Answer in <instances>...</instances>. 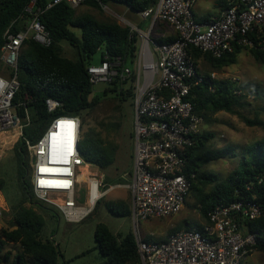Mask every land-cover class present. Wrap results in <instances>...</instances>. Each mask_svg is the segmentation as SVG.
I'll list each match as a JSON object with an SVG mask.
<instances>
[{"label":"built area","instance_id":"built-area-1","mask_svg":"<svg viewBox=\"0 0 264 264\" xmlns=\"http://www.w3.org/2000/svg\"><path fill=\"white\" fill-rule=\"evenodd\" d=\"M87 0H32L25 8L27 21L13 33L8 29L0 49L4 74L0 75V134L19 131L31 156V182L35 197L54 206L69 222L82 221L109 191L125 188L130 192L131 219L136 227L135 241L142 264H242L251 255L255 234L247 230L245 220L261 217L264 208L254 199L216 206L208 214L203 229H186L169 235L165 241H146L139 234L141 222L165 219L180 213L189 197L195 173L187 174L191 148L197 144L203 118L195 112L189 96L195 84L206 79L199 65L188 53L193 46L214 58L232 52L234 46L257 49L264 45V0H230L218 17L198 22L194 6L198 0H159L139 12L146 29L123 20L131 33L139 35L135 62L106 55L87 71L90 83L108 85L118 80L134 87V153L130 183L111 185L107 190L103 178L96 176L89 188L91 203H78L80 172L92 165L79 151L82 120L78 116L57 115L43 135L33 141L23 137L31 125V116L16 111L14 98L20 88L19 57L23 44L32 39L42 47L52 45V37L41 22L42 15L60 4L76 9ZM104 11L108 5L100 2ZM158 23L170 25L177 33L171 42L152 37ZM256 36L259 40L253 39ZM215 80L216 74L210 73ZM48 113L56 115L61 101L48 98ZM251 188H247L250 190ZM58 200L59 202H56ZM83 210V211H82Z\"/></svg>","mask_w":264,"mask_h":264},{"label":"trees","instance_id":"trees-1","mask_svg":"<svg viewBox=\"0 0 264 264\" xmlns=\"http://www.w3.org/2000/svg\"><path fill=\"white\" fill-rule=\"evenodd\" d=\"M31 1L0 0V49L4 43V34L8 29L16 33L23 28L28 20L25 8ZM158 1L87 0L84 5L89 9L97 10L98 16L89 12L78 14L76 9L65 3L55 6L42 15L41 22L52 37V45L45 48L30 38L23 44L19 57L20 88L14 98V104L21 117L25 116V108H28L31 116V125L24 129L23 137L37 141L49 127L52 118L57 115L78 116L82 119V124H86L87 114L101 104V98L95 94L87 71L95 55L100 53L101 60L106 55H110L121 57L130 65L135 62L140 44L139 35L131 33L128 26H123L112 17L104 15L100 2L108 6H124L132 15H137ZM39 2L41 4L43 0ZM229 6L230 0H224L223 7ZM138 25L140 28L146 26L144 23ZM177 36L175 32L174 37L162 39L159 42H171L176 40ZM252 37L259 40L256 36ZM260 39H264V33ZM61 42H66L76 50V59L63 55ZM244 49H248L255 60L264 65V45L257 49L236 45L232 52L220 58H214L193 46L188 47V53L199 65L200 71H202L201 64L212 71H217L236 64L238 56ZM205 75L206 79L202 83L195 84L189 96L194 104L195 112L204 121L209 122L217 113L226 112L239 116L248 126L261 125L258 119L251 120L239 112V109L244 107L246 96L238 93L240 87H237L236 81L212 80L209 74ZM103 93L105 97L110 93L113 94L109 100L119 102L115 107L119 116L108 117L97 122L94 127L88 129L79 143V151L85 162L102 170L114 163L117 150L116 146H113L104 135L123 125L126 119L123 110L125 104L133 108L131 111L133 121L135 95L131 82L120 83L118 80L110 84ZM251 93L258 97L259 90L255 89ZM48 98L59 100L63 104L62 109L56 115L48 113L46 109L45 101ZM262 110L264 111V107ZM133 136L134 132L130 133V137L133 138ZM213 138L214 136L210 133H200L196 136L197 144L190 150L186 170L187 174L195 173L196 175L189 197L193 195L196 199L204 223L209 221L208 214L216 206L228 205L241 197L250 200L255 198L256 202L264 208V140L246 147L237 168L220 181L218 175L203 169L208 162L224 159L229 153L228 149L214 151L209 146ZM23 144L24 141L21 139L15 147L23 199L13 207L12 227L4 228L0 225V264L9 261L12 247L19 248L13 257L12 264H59V259L62 257L60 250L52 241L43 240L41 237L45 222L34 205L41 207L43 202L35 197L32 182L28 183L24 179V176L28 175L31 181L28 165L29 153ZM129 175L131 180L132 169ZM103 181L106 185L104 190H107L114 185L107 186V184L115 180L105 178ZM2 186L3 182L0 180V189ZM208 187L210 189L206 191L205 188ZM248 187L251 189L247 190ZM34 197L39 202L34 201ZM126 205L125 201H119L116 207L108 208L116 216H127L130 212L125 210ZM91 213L93 211L89 215ZM204 223H194L192 226L189 221H184L174 228L171 234L193 228L201 230ZM244 223L247 225L248 232L255 234L256 243L253 250L264 253V213L261 217L245 220ZM95 239L96 248L104 258L103 264H142L133 233L120 238L105 224H99L96 228ZM145 240L150 242L166 239L145 238ZM64 264L68 263L64 262Z\"/></svg>","mask_w":264,"mask_h":264},{"label":"rangeland","instance_id":"rangeland-1","mask_svg":"<svg viewBox=\"0 0 264 264\" xmlns=\"http://www.w3.org/2000/svg\"><path fill=\"white\" fill-rule=\"evenodd\" d=\"M214 0H199L195 5L193 11L196 13V20H211L213 12L217 10L214 6ZM110 11L102 13L115 19L119 24L126 26L124 19L139 24L129 14V9L124 6L112 5L109 6ZM77 13L81 14L89 12L99 15L95 9L88 8L84 4L76 8ZM142 30L146 28L141 26ZM152 37L159 42L162 40L161 36L156 35L154 30ZM63 55L71 58H77V52L66 42H61ZM101 61V54L98 53L92 60L93 65H98ZM1 73L4 68L1 63ZM201 74H216L215 80L231 79L237 82L238 93L246 96L244 100V107L239 109V112L251 119H258L261 125L248 126L239 116L229 114L226 112H219L209 122L203 120L200 127L201 133H210L214 136L209 142V146L214 150L228 149L229 153L226 158L208 162L204 166V170L214 173L219 176V180L225 179L228 174L237 168L239 160L243 155L245 148L253 143L264 140V65L257 62L248 49H244L237 58V63L223 69L212 71L209 67L201 64ZM204 72V73H203ZM129 83L127 84V86ZM109 85L106 83H99L94 87L95 94L101 98V104L94 110L89 112L86 116V124H82L80 140L84 134L94 127L97 122L107 119L112 116H119L115 109L119 102L116 100H109L113 94L104 96L103 91ZM255 89L259 90L258 97L251 95ZM123 110L126 119L123 125L117 130H112L109 134L106 133L104 137L111 141L113 146H116L115 161L106 168L100 169L97 166L82 168L83 174H88L89 178L84 177L80 181V192L78 203L82 206L88 207V190L91 183L96 176H100L103 180H115L107 184L130 183L129 171L133 168V153L134 143L130 133L134 132L132 114V107L128 104L123 105ZM82 120V119H81ZM22 137L19 136V131L13 130L0 135V180L3 186L0 189V202H4L3 207L7 211L3 212L0 217V225L4 228H11V219L13 215V207L17 206L23 199V191L21 187V179L19 176V164L16 159L15 147ZM29 172L32 174L31 156L28 155ZM27 182H31L28 175L24 176ZM89 179V181H88ZM120 179V180H119ZM117 180V181H116ZM117 185V184H116ZM106 187V185H105ZM105 188H102L103 191ZM210 188H205L209 190ZM129 190L125 188H118L109 191L98 202L96 208H93L90 215H87L82 221L73 223L69 222L66 217L54 206L43 202L39 207L34 205L35 209L43 216L45 225L41 231L43 240L52 241L60 250L62 257L59 259V264H103L104 258L100 251L96 248L97 243L95 239L96 228L99 224H105L109 229L120 236L125 237L128 233H133L136 236V227L131 219V215L116 216L111 213L108 207L117 206L119 201H125L127 205L125 210L131 213V197ZM34 201L39 202L35 199ZM59 202L58 200H55ZM187 204L183 207L180 213L176 216L165 219H154L146 222H141L138 227L141 237L151 239H162L168 237L171 231L178 227L184 221H189L192 226L194 223L203 224L205 221L201 217L199 206L193 195L188 197ZM29 206V205H28ZM205 224V223H204ZM19 250L18 247H12V254L9 261L5 264H12L15 253ZM242 264H264V253L252 251Z\"/></svg>","mask_w":264,"mask_h":264},{"label":"crops","instance_id":"crops-1","mask_svg":"<svg viewBox=\"0 0 264 264\" xmlns=\"http://www.w3.org/2000/svg\"><path fill=\"white\" fill-rule=\"evenodd\" d=\"M199 1V0H198ZM197 1V2H198ZM197 2H196V4H197ZM214 2V6H215V8H217V10L216 11H214L213 12V15H212V18H215V17H218V16H220V14L226 9V8H224L223 7V2H224V0H214L213 1ZM195 4V5H196ZM195 7V6H194ZM194 12V11H193ZM129 14L137 21V23H139V24H145V25H147V22H144V21H140V19L137 17V15H132L130 12H129ZM194 16H195V18H196V13L194 14ZM211 18V19H212ZM201 21H203V22H205V21H207V20H201ZM145 28H146V26H145ZM156 35H158V36H161L162 37V39H167V38H170V37H174V35H175V30L170 26V25H167L166 23H158V25H157V27H156ZM155 39H157V38H155ZM199 69H200V67H199ZM3 74H4V72H3ZM0 75H2V74H0ZM1 135V134H0ZM92 165V164H91ZM92 167H94V165H92ZM188 200V199H187ZM3 204H4V202L2 203V202H0V217L2 216V214H3V212H5V211H7L6 210V208H4L3 207ZM168 237H165V238H162V239H167Z\"/></svg>","mask_w":264,"mask_h":264},{"label":"bare ground","instance_id":"bare-ground-1","mask_svg":"<svg viewBox=\"0 0 264 264\" xmlns=\"http://www.w3.org/2000/svg\"><path fill=\"white\" fill-rule=\"evenodd\" d=\"M78 172H80V176H79V180H78V183H79V186H80V181H81V179H83L84 177L89 178V175H88V174H83V173H82V168L78 169ZM89 179H91V177H90ZM89 179H88V181H89ZM90 203H91V201H90V196H89L88 205H89ZM81 206H82V205H81ZM82 207H85V206H82ZM82 211H83V210H82Z\"/></svg>","mask_w":264,"mask_h":264}]
</instances>
